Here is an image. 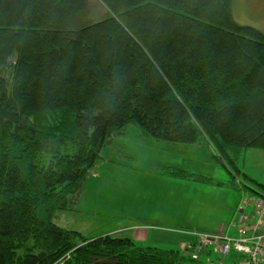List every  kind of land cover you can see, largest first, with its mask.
I'll return each mask as SVG.
<instances>
[{
    "label": "trees",
    "instance_id": "1",
    "mask_svg": "<svg viewBox=\"0 0 264 264\" xmlns=\"http://www.w3.org/2000/svg\"><path fill=\"white\" fill-rule=\"evenodd\" d=\"M0 0V264H206L53 221L128 124L210 144L220 164L264 149V34L232 0ZM168 174L208 182L184 170Z\"/></svg>",
    "mask_w": 264,
    "mask_h": 264
},
{
    "label": "rangeland",
    "instance_id": "2",
    "mask_svg": "<svg viewBox=\"0 0 264 264\" xmlns=\"http://www.w3.org/2000/svg\"><path fill=\"white\" fill-rule=\"evenodd\" d=\"M80 8L79 16L84 22L106 16L99 0H83ZM230 11L237 25L264 34V0H232ZM100 156L87 174L76 211L59 212L53 219L61 227L80 229L87 237L115 233L131 221L170 219L173 226L187 225L191 239L179 237L181 241L175 245L173 233L159 236L150 232L151 239L162 240L140 245L184 251L196 241L195 234L227 231L230 237H237V206L241 201L249 203L245 212L250 215L253 200L264 197V149H245L235 161L238 171H232L214 158L213 147L204 140L171 143L154 139L139 126L128 124L102 147ZM170 169L184 170L210 181L172 176L168 174ZM188 240L192 242L189 245ZM201 254L208 255L211 264H241L245 258L232 251L220 256L213 246Z\"/></svg>",
    "mask_w": 264,
    "mask_h": 264
},
{
    "label": "built area",
    "instance_id": "3",
    "mask_svg": "<svg viewBox=\"0 0 264 264\" xmlns=\"http://www.w3.org/2000/svg\"><path fill=\"white\" fill-rule=\"evenodd\" d=\"M249 203L241 201L237 206V237L232 238L226 232L215 234H195L196 241L188 247V256L194 260L211 264L208 255L201 253L213 246L220 256H227L231 251L245 255L241 264H264V197L253 200L250 215L246 214ZM253 220L249 221L250 218Z\"/></svg>",
    "mask_w": 264,
    "mask_h": 264
},
{
    "label": "crops",
    "instance_id": "4",
    "mask_svg": "<svg viewBox=\"0 0 264 264\" xmlns=\"http://www.w3.org/2000/svg\"><path fill=\"white\" fill-rule=\"evenodd\" d=\"M84 185L82 186V194H83ZM76 211V209H74ZM187 224V221H186ZM66 228V227H64ZM70 229V228H67ZM77 230V229H74ZM80 230V229H78ZM77 230V231H78ZM153 232L156 233L159 236H162V234L171 236V233H173L174 237V244L177 245L181 239L179 237H183L184 239L189 236V240L191 239V234L187 231V225L185 224H179L176 226H173L171 223V220L168 219V222H161V221H155V222H149L148 221H131L129 224H125L123 227H120L118 231L114 233L110 232L107 233V235L112 236H118V237H128L133 242H137L139 246L143 245L144 243L149 242L150 240H162L159 238L151 239L149 236V233ZM169 233V234H166ZM188 240V241H189ZM165 241V240H163ZM141 242V245H140ZM188 245L192 242H187ZM185 243H181V246ZM178 250V249H176Z\"/></svg>",
    "mask_w": 264,
    "mask_h": 264
}]
</instances>
